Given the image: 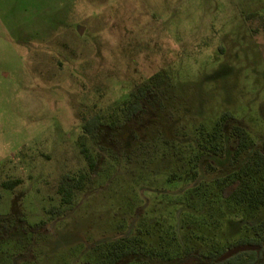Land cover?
Wrapping results in <instances>:
<instances>
[{
	"label": "rangeland",
	"instance_id": "1",
	"mask_svg": "<svg viewBox=\"0 0 264 264\" xmlns=\"http://www.w3.org/2000/svg\"><path fill=\"white\" fill-rule=\"evenodd\" d=\"M156 75L173 96L156 89L139 115L84 138L97 166L63 205V176L88 172L83 124ZM224 113L225 152L212 155L201 132ZM233 124L254 145L236 165ZM263 142L264 0H0V213L15 225L0 264H102L125 237L164 256L120 264H173L252 240L264 210L228 202L215 181ZM21 218L46 224L33 234Z\"/></svg>",
	"mask_w": 264,
	"mask_h": 264
},
{
	"label": "trees",
	"instance_id": "2",
	"mask_svg": "<svg viewBox=\"0 0 264 264\" xmlns=\"http://www.w3.org/2000/svg\"><path fill=\"white\" fill-rule=\"evenodd\" d=\"M158 78L160 83H154L153 80ZM165 84L166 88H171L170 83L159 75L152 77L147 84L137 89L136 93L131 95V99L123 101L117 110H114L108 116L96 115L86 121L82 126L81 135L78 139L80 153L83 155L88 164V172L81 173L78 176H63L58 185V194L61 196L63 205H71L73 196L76 191L85 189L90 175L97 166V159L91 154L83 141L86 137L98 139L102 128L110 126L115 128L121 123L122 119H130L139 115L143 111V100L146 96L157 89L160 96L166 97L167 101L173 96V92L169 91L166 95L165 88L161 86ZM161 85V86H160ZM170 90V89H169ZM156 91V92H157ZM234 117L230 113H224L215 124V130L212 133L201 132L203 136L204 150L209 154L223 156L225 152V143L222 139L224 135V127L229 120ZM229 137L233 140V148L230 159L231 165L239 164L242 156L248 154L254 147L248 131L239 124H233L229 128ZM264 175V142L263 149H254L251 156L241 165L238 170L231 175H227L222 179L215 181L216 186L220 189L222 197L228 202L237 206H243L250 211L264 210V186L256 185L254 179L256 175ZM21 183V180L4 181L1 187L5 190H13ZM1 200V195H0ZM50 209L48 213L53 212ZM59 212V211H58ZM21 225L26 231L33 234L40 232L41 228L46 224L45 221L29 225L21 218ZM15 225L12 223L9 215L0 213V245L13 233ZM256 237L252 240H240L232 243L228 249L239 245H253L259 247L258 250L246 251L238 253L226 260L220 261L227 249H215L206 254H189L173 262V264H264V221L253 227ZM146 257L153 260L156 257H163L164 252H159L154 248H149L146 243L139 238H121L111 243L105 253L102 264H120L129 259Z\"/></svg>",
	"mask_w": 264,
	"mask_h": 264
},
{
	"label": "water",
	"instance_id": "3",
	"mask_svg": "<svg viewBox=\"0 0 264 264\" xmlns=\"http://www.w3.org/2000/svg\"><path fill=\"white\" fill-rule=\"evenodd\" d=\"M259 247L257 246H253V245H239V246H235L231 249H228L224 255L220 258V261L226 260L238 253H242V252H246V251H254V250H258Z\"/></svg>",
	"mask_w": 264,
	"mask_h": 264
},
{
	"label": "flooded vegetation",
	"instance_id": "4",
	"mask_svg": "<svg viewBox=\"0 0 264 264\" xmlns=\"http://www.w3.org/2000/svg\"><path fill=\"white\" fill-rule=\"evenodd\" d=\"M227 250H228V249H227ZM227 250H226V251H227Z\"/></svg>",
	"mask_w": 264,
	"mask_h": 264
}]
</instances>
